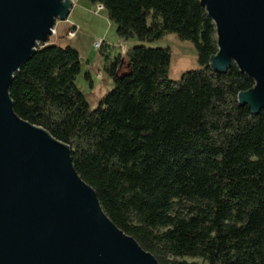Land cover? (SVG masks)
Returning a JSON list of instances; mask_svg holds the SVG:
<instances>
[{
  "label": "trees",
  "instance_id": "16d2710c",
  "mask_svg": "<svg viewBox=\"0 0 264 264\" xmlns=\"http://www.w3.org/2000/svg\"><path fill=\"white\" fill-rule=\"evenodd\" d=\"M90 2L125 41L192 43L200 69L173 81L170 49L102 48L114 88L92 109L79 52L47 44L14 74L15 113L71 148L106 215L160 264H264V111L238 102L254 81L210 69L216 26L200 0Z\"/></svg>",
  "mask_w": 264,
  "mask_h": 264
},
{
  "label": "water",
  "instance_id": "95a60500",
  "mask_svg": "<svg viewBox=\"0 0 264 264\" xmlns=\"http://www.w3.org/2000/svg\"><path fill=\"white\" fill-rule=\"evenodd\" d=\"M216 26L209 67L235 64L255 86L238 96L264 111V0H200ZM72 0H0V264H160L103 211L78 174L71 148L21 119L14 74L49 44ZM83 62V61H82Z\"/></svg>",
  "mask_w": 264,
  "mask_h": 264
},
{
  "label": "rangeland",
  "instance_id": "374dc122",
  "mask_svg": "<svg viewBox=\"0 0 264 264\" xmlns=\"http://www.w3.org/2000/svg\"><path fill=\"white\" fill-rule=\"evenodd\" d=\"M72 1L73 8L68 20L57 22L56 33L50 37L49 42L55 40L57 46L74 47L79 52L83 63L82 72L77 77L76 83L80 91L86 95L92 109L97 108L100 101L114 88L113 80L104 71V55L96 48V44L104 43L103 50L112 59L122 56L124 50L129 53L133 48L142 45L148 48L170 49L169 77L173 81L180 80L187 72L200 69L198 53L192 43L181 41L175 34H168L162 40L153 43L125 41L117 35V28L108 20L105 9L98 10L99 5L93 4L90 0ZM68 25L76 27L73 38L67 36ZM86 74L91 76L90 81L86 78Z\"/></svg>",
  "mask_w": 264,
  "mask_h": 264
},
{
  "label": "built area",
  "instance_id": "2783aa9c",
  "mask_svg": "<svg viewBox=\"0 0 264 264\" xmlns=\"http://www.w3.org/2000/svg\"><path fill=\"white\" fill-rule=\"evenodd\" d=\"M102 9H104V7L103 6H101V5H99V7H98V10H102ZM75 26H71V28L69 29V31H68V33H67V36L69 35L71 38H73L74 36H75ZM56 33V31H55V29L53 30V35ZM104 47V43H99V44H96V48L97 49H99V50H101L102 48ZM127 55V52H126V50H124L123 51V54H122V57L124 56H126Z\"/></svg>",
  "mask_w": 264,
  "mask_h": 264
},
{
  "label": "crops",
  "instance_id": "0c3cea01",
  "mask_svg": "<svg viewBox=\"0 0 264 264\" xmlns=\"http://www.w3.org/2000/svg\"><path fill=\"white\" fill-rule=\"evenodd\" d=\"M109 20V19H108ZM56 25H57V23H56ZM71 27L68 25L67 26V30H66V32L68 33V31H69V29H70ZM63 33H64V30H63ZM62 36V35H61ZM59 37H60V35H59ZM49 44H52V45H58V44H56V41L54 40V42H50ZM72 48H74V47H72ZM74 49H76V48H74Z\"/></svg>",
  "mask_w": 264,
  "mask_h": 264
}]
</instances>
